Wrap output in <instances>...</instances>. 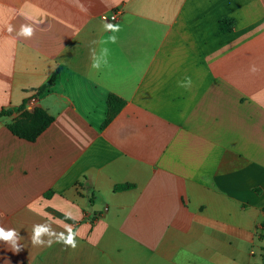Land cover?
<instances>
[{"label": "crops", "instance_id": "0c3cea01", "mask_svg": "<svg viewBox=\"0 0 264 264\" xmlns=\"http://www.w3.org/2000/svg\"><path fill=\"white\" fill-rule=\"evenodd\" d=\"M38 110L33 139L12 130ZM1 111L0 226L22 247L0 264H261L264 0H0ZM43 223L77 247L32 245Z\"/></svg>", "mask_w": 264, "mask_h": 264}, {"label": "clouds", "instance_id": "9594fccd", "mask_svg": "<svg viewBox=\"0 0 264 264\" xmlns=\"http://www.w3.org/2000/svg\"><path fill=\"white\" fill-rule=\"evenodd\" d=\"M29 19H32L29 17ZM115 20V17H113ZM35 22V21H34ZM104 30L106 32L112 33L105 40H102L101 43L107 44L117 43V36L115 33L120 31V25L118 23L108 22L107 17H105V23L103 25ZM8 31H13L11 26L8 27ZM35 33V29L32 24H23L20 27V30L17 32V35L23 37L25 39H30ZM109 53L108 48H102L99 56L96 54L95 50H92V63L91 68L99 70L103 65H107V56ZM251 71L255 72L256 68L253 66ZM179 87H183L185 89H190L192 87L191 77H185L182 81L178 82ZM71 218V217H69ZM79 235V230L74 229L72 225H66L64 231L57 232L52 228L51 224L43 223V224H34L32 228V233L30 236V240L32 245L34 246H48L51 247L53 243H62L66 247H71L75 249L77 247V237ZM47 238V239H45ZM22 238L19 233L14 228L5 229L0 226V242L8 244L12 247L14 252H19L21 249V245L19 241Z\"/></svg>", "mask_w": 264, "mask_h": 264}, {"label": "trees", "instance_id": "16d2710c", "mask_svg": "<svg viewBox=\"0 0 264 264\" xmlns=\"http://www.w3.org/2000/svg\"><path fill=\"white\" fill-rule=\"evenodd\" d=\"M225 24H227V21H225V20L219 22V31L220 32L229 31V28L227 26H225ZM43 90H44V88H41L40 92H42ZM123 104H124V102L121 99L117 98L116 96H113V95L108 96V98H107V115H106V119L104 121L105 124L111 120V118L120 110V108L123 106ZM38 111H40L39 114L45 116L44 117V123L33 134H24L29 139H33L35 137V135L37 133L41 132L51 120V118L48 117L44 112H42L41 110H38ZM8 113H9L8 111H1L0 117H2L3 115H6ZM12 130L15 133L19 134L18 131L15 129V125L12 127ZM128 187H129V185L126 184V185L117 186V187H115V189L120 190V189H126ZM261 227L263 229V233L259 236V239L264 241V222L261 224ZM261 264H264V245L262 247V262H261Z\"/></svg>", "mask_w": 264, "mask_h": 264}, {"label": "rangeland", "instance_id": "374dc122", "mask_svg": "<svg viewBox=\"0 0 264 264\" xmlns=\"http://www.w3.org/2000/svg\"><path fill=\"white\" fill-rule=\"evenodd\" d=\"M224 20L227 21V24H225V26L229 28V31H231L234 26V21L232 19H224ZM39 112L40 111H34L33 113H27L26 115H23L24 118L19 120V122L15 124V129L20 133L33 134L44 123L45 116L39 114Z\"/></svg>", "mask_w": 264, "mask_h": 264}, {"label": "built area", "instance_id": "2783aa9c", "mask_svg": "<svg viewBox=\"0 0 264 264\" xmlns=\"http://www.w3.org/2000/svg\"><path fill=\"white\" fill-rule=\"evenodd\" d=\"M119 16V12L118 11H114L112 13H110L109 15H101V19L105 21V17H107V20L109 22H113L116 21L118 19ZM113 17H115V20H113Z\"/></svg>", "mask_w": 264, "mask_h": 264}]
</instances>
